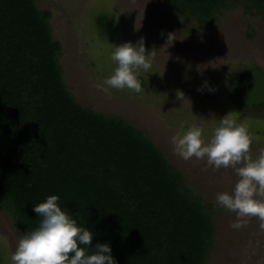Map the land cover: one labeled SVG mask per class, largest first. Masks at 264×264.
I'll use <instances>...</instances> for the list:
<instances>
[{
  "label": "trees",
  "instance_id": "1",
  "mask_svg": "<svg viewBox=\"0 0 264 264\" xmlns=\"http://www.w3.org/2000/svg\"><path fill=\"white\" fill-rule=\"evenodd\" d=\"M166 1L175 15L205 26L230 0ZM246 1L250 12L264 17V0ZM50 19L35 0H0L1 210L18 229L32 231L41 219L33 206L58 195L63 209L98 234L93 244L110 243L117 264H207L215 242V206L190 193L145 132L77 102L62 76L61 44L53 38ZM98 21L116 36L113 20ZM18 70L38 79L23 81ZM255 70L246 68L231 84L230 93L245 110L256 106L243 101L240 86ZM26 83L35 84L29 87L31 99L40 96L33 114L40 134H29L26 142L8 134L4 140L10 120L28 114L21 94ZM28 132L24 126L22 137Z\"/></svg>",
  "mask_w": 264,
  "mask_h": 264
},
{
  "label": "rangeland",
  "instance_id": "2",
  "mask_svg": "<svg viewBox=\"0 0 264 264\" xmlns=\"http://www.w3.org/2000/svg\"><path fill=\"white\" fill-rule=\"evenodd\" d=\"M35 4L40 11L51 13L53 38L61 44L62 76L77 102L96 113L123 118L145 132L183 176L190 193L206 206H215L211 209L215 242L207 264H264V231L258 227L259 219L247 218L243 227L233 229L235 213L216 203L218 192H231L234 187L238 179L234 170H216L206 160H184L172 143L182 124L199 123L210 134L213 115L219 119L236 111L253 137V155L264 151V104L245 110L230 93L232 81L246 68L257 67L264 73V17L250 12L246 0H230L205 26L191 16L175 15L166 0H35ZM102 17L113 20L115 37L100 28ZM141 37L154 54L152 68L140 74L142 91L98 89L97 82L116 67L109 43H136ZM17 72L23 81L38 79ZM206 81L214 91L198 90ZM25 86L21 94L28 114L10 120L11 129L1 135L4 140L6 134L25 142L29 134H40L38 117L33 115L40 96L31 99L34 92L29 87L35 84ZM177 90L184 93L183 99H178ZM24 126L29 132L22 137ZM21 233L0 208V264H10Z\"/></svg>",
  "mask_w": 264,
  "mask_h": 264
},
{
  "label": "clouds",
  "instance_id": "3",
  "mask_svg": "<svg viewBox=\"0 0 264 264\" xmlns=\"http://www.w3.org/2000/svg\"><path fill=\"white\" fill-rule=\"evenodd\" d=\"M109 45L110 59L116 67L96 87L106 92L128 89L140 93V74L152 68L153 50L146 48L143 37L136 43ZM204 88L215 90L207 81L198 90ZM177 97L183 99L184 93L177 90ZM210 123V134L199 123L182 124L172 136L174 151L184 160H206L216 170L233 169L238 179L231 192L216 194V203L235 213L233 229L243 227L247 218L256 217L260 221L259 229L264 231V151L253 155V137L238 112H228L219 119L213 115ZM59 200L58 195H50L33 206L41 218L40 224L32 231L21 233L10 264H117L110 243L93 244L98 234L79 224L69 210L60 206Z\"/></svg>",
  "mask_w": 264,
  "mask_h": 264
},
{
  "label": "water",
  "instance_id": "4",
  "mask_svg": "<svg viewBox=\"0 0 264 264\" xmlns=\"http://www.w3.org/2000/svg\"><path fill=\"white\" fill-rule=\"evenodd\" d=\"M240 95L249 106L264 104V73L255 70L246 76L240 86Z\"/></svg>",
  "mask_w": 264,
  "mask_h": 264
}]
</instances>
